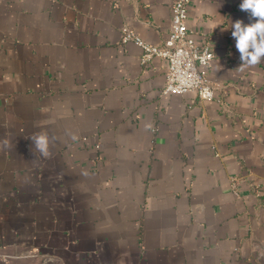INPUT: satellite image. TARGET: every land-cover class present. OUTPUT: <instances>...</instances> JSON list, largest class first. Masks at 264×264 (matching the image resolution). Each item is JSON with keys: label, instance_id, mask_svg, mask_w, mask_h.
<instances>
[{"label": "crops", "instance_id": "1", "mask_svg": "<svg viewBox=\"0 0 264 264\" xmlns=\"http://www.w3.org/2000/svg\"><path fill=\"white\" fill-rule=\"evenodd\" d=\"M173 1L0 0V264H264V63L231 35L254 21L191 0L215 98L163 94L121 38L161 46Z\"/></svg>", "mask_w": 264, "mask_h": 264}, {"label": "built area", "instance_id": "2", "mask_svg": "<svg viewBox=\"0 0 264 264\" xmlns=\"http://www.w3.org/2000/svg\"><path fill=\"white\" fill-rule=\"evenodd\" d=\"M191 0H174L171 6V24L161 46L142 41L126 28L122 30V43L132 42L142 52L141 62L153 58L165 64V85L163 94L193 95L201 101H211L215 92L205 76V69L214 58L210 44L198 45L189 34L186 21ZM237 179L231 178V189L236 190Z\"/></svg>", "mask_w": 264, "mask_h": 264}, {"label": "clouds", "instance_id": "3", "mask_svg": "<svg viewBox=\"0 0 264 264\" xmlns=\"http://www.w3.org/2000/svg\"><path fill=\"white\" fill-rule=\"evenodd\" d=\"M239 8L248 13L250 20L254 21L245 24L243 20L238 19L231 23V35L240 53L239 68L244 70L264 63V0H242ZM29 139L34 145L35 152L43 158H50V145L55 141V137H50L47 132H39ZM72 139L78 137L72 134ZM3 146L8 147V142L4 141Z\"/></svg>", "mask_w": 264, "mask_h": 264}]
</instances>
